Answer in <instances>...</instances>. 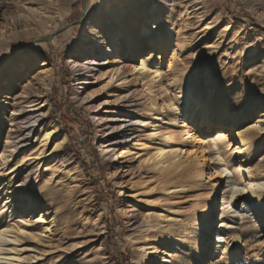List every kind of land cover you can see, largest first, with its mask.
I'll return each instance as SVG.
<instances>
[{
  "label": "rangeland",
  "instance_id": "374dc122",
  "mask_svg": "<svg viewBox=\"0 0 264 264\" xmlns=\"http://www.w3.org/2000/svg\"><path fill=\"white\" fill-rule=\"evenodd\" d=\"M113 2L0 0L2 224L16 230L39 225L40 213L46 218L37 238L23 236L17 264H162L166 251L173 253L168 264L215 259L216 264H264V225L254 214L264 197L255 201L247 192L230 206L224 254L216 258L212 250L219 245L214 218L228 176L240 188L248 175L264 182V0H144L137 25L138 6L122 2L112 18L106 8ZM93 22L95 31L82 37ZM120 26L126 34L108 55ZM45 38L51 39L38 41ZM157 38L170 40L171 49L153 55ZM131 42L137 46L134 54ZM96 53L99 61L88 65L97 75L85 85L89 99L82 101L77 94L89 77L70 60L83 64ZM42 60L53 68L47 86L38 78ZM142 62L148 64L145 71ZM174 75L212 109L243 114L245 128L255 127L254 145L238 153V140L232 138L226 161L216 158L214 147L215 158L202 163L197 121L172 127L160 108L166 95L178 99ZM43 87L39 101L48 117L41 127L57 126L56 139H67L62 150L51 140L36 158L43 149L41 127L25 147L16 148L17 141L5 137L10 128L13 137L21 132L10 125L12 104ZM130 105L142 123H128V136L105 148V155L110 125L129 119ZM127 146V157L119 158ZM162 150H178L179 156L165 163L158 155ZM213 167L226 168L227 177ZM29 202L32 209L21 217ZM260 209L264 216V203ZM211 219V250L206 251L201 243ZM228 252L235 256L230 259Z\"/></svg>",
  "mask_w": 264,
  "mask_h": 264
},
{
  "label": "bare ground",
  "instance_id": "6f19581e",
  "mask_svg": "<svg viewBox=\"0 0 264 264\" xmlns=\"http://www.w3.org/2000/svg\"><path fill=\"white\" fill-rule=\"evenodd\" d=\"M125 1H127L126 2L127 4L138 6L135 10V18H136L135 25H137V23H139L140 14H141L140 5L143 3L144 0H114L113 5L106 8L107 13L108 15H111V17L113 18L114 17L113 14L116 13L117 12L116 10L119 9V5ZM165 1L174 2L176 0H165ZM115 20L116 22H119L118 19ZM94 23L95 22L85 26V30L84 33L82 34V37L87 38L88 35L92 34L95 31ZM125 34H126L125 28L120 26L119 32L115 35L116 44L114 46L110 45V47L108 48V55H112L116 52V48L119 46V43L121 42V39H123ZM95 41L97 42V40ZM170 43H171L170 40H166L164 38H157L152 40V44L154 45L153 47L155 48L152 50L153 51L152 54L153 55H158L160 53L163 54V52H166L168 49H171ZM128 46L130 48L131 53L134 54L135 50L137 49V46L134 45V43L132 42ZM95 55L96 58L87 59L85 60L86 62L83 64L81 62H77L75 59L70 60V62L73 63L74 66L77 68L78 72H81L82 75L86 73L88 74L89 77L88 79L85 80L86 84L83 85L82 83L81 85L82 87H80L81 92L77 94V98H79L82 101L89 99V92L88 93L86 92L88 88L85 85L90 84L92 77L97 75V73H95V68H91L89 66L97 63V60L99 61L98 59L99 54L96 53ZM41 63L43 68L40 70L38 78L44 80V85L47 86L51 84L49 82H51L52 80L53 68L50 66V63L46 62L45 60H42ZM171 67L172 66H169V68ZM147 68H148V64L146 62L144 63L142 62L140 70L145 71L147 70ZM101 69L102 67L99 68V70ZM174 78L175 80L173 81V85L176 89V95L178 96V99L166 95L162 100V104L160 105V108L162 109L163 114L169 116V120L172 123L171 125L172 127H175L177 125H188V122L197 121L196 128L200 132L199 144H200V148L203 151V156L201 158L202 163L206 161L207 157H209L208 159L212 160L213 158H215L216 155H217L216 158L219 161H224L225 157H227L226 148L229 147L228 146L230 143L229 141L232 138L238 140V147L236 149V152L238 153H242V154L246 153L249 150V148L252 147L253 144L252 142L255 137L251 135V133H253L252 131L255 130V127L248 126L245 128V126L243 125L245 121L243 114L240 116L238 115L237 112L225 108H221L219 110H216L215 108L212 109L213 107H211L208 103L204 102L200 98H195L194 94H192V91L188 88V86L180 81V76H178L177 78L174 75ZM2 84L3 83L0 82V90ZM33 90L30 92H24L25 95L22 96V100L20 101V103L12 104V109H10L12 110L11 111L12 118H10L11 121L10 125L12 126L14 123L18 127H20L21 132L16 137H13L12 128H10L6 132L7 134L5 138L6 140H9L11 138L15 139L17 142L15 143L14 147L16 148L27 146L29 142V136L33 133V131L41 127V125H43V123L47 120L48 117V112L45 111L44 109L46 104L43 103L42 100L39 101L41 98L44 97L43 94H45L46 92L45 87L41 89L37 88ZM149 94L152 96V93ZM151 105L154 106V102H151ZM130 108H131L130 112H127L129 116L126 115L129 117V119H124L121 123H114L110 125L109 130L113 133V135L111 137V140H106V142L103 143V150L105 155L109 154V151L105 150V148L113 146L117 142V140L122 136H128L125 135V129L129 126L128 123L131 122L133 125L142 123V119H140L136 114H134L132 105H130ZM209 120H212L214 123H210ZM40 129H42L40 135L42 138L41 148L43 149H41L40 153L38 155H35L34 157L38 158L39 156L44 154V147L47 144H49L51 140H55L56 150L63 149V146L66 143L67 138L65 135H63L61 138L56 139L58 136L57 126L52 125L49 128L43 129L41 127ZM214 147H217L218 149L216 155L214 154ZM127 152H129V146L124 148L122 154L118 157L119 158L127 157L126 156ZM158 155L161 156L163 162L167 163L170 160H173L177 156H179V151L169 150L166 152L165 150H162L159 152ZM213 155L215 156L213 157ZM213 169L215 170L216 173H219L221 177H223L225 174H226L225 178L227 177L228 170L226 168L219 169L217 167H213ZM239 169L244 176L245 175L247 176L246 167H244L242 163L239 166ZM12 171L13 170H10L8 173H11ZM245 183L246 185L240 188L232 182L231 176H228V184L224 189L223 198L222 200H220L217 206V213L214 218L215 222L217 223V227H220L218 228L219 232H216L214 237L215 242L219 244L216 253H215V245L212 246L213 254H215L216 258L223 255L226 249L225 228L228 226L227 217L232 201L235 202V200L237 201L238 199H240V197H242L244 192H247L249 196L254 197L255 201H258L260 198L264 197V193H262V190L264 189V182L256 181L251 177V175H248V179L246 180ZM217 186L218 185L216 184L215 188H217ZM229 187L232 188L229 190L228 189ZM229 193H232L231 198L229 197ZM12 200L13 199H10L9 197L7 201L10 202ZM263 203L264 202H260L259 200L258 203H256V212L254 211L255 215L261 216L260 220L262 223L260 226L264 225V216L262 215L263 209H260ZM32 205H33L32 202H29L22 207L21 217L22 215L25 214V212H28L29 210L32 209L31 208ZM5 206L6 204L3 205V207ZM5 210H6L5 208L2 209V207L0 206V264H17V262L21 259L20 253L22 249L19 246L23 241V236H29L30 238H37L40 234L39 233L40 230H37V228L43 227V223L46 221V218L43 213H40L35 222L38 223L39 225L32 224L30 228H26L24 227V225H19L18 229L15 230L14 227H10L9 225L2 224L4 223L2 218L4 216L3 212ZM11 212L12 210H10V214ZM213 224H214V220L211 219L210 222H208V226L206 228L207 233L204 235V238L201 243L203 249L206 251L211 250L210 247H211V238L213 237ZM245 232L247 231H242L241 233L244 234ZM165 253L166 255L163 258L162 264H168V262H170L169 258L173 256L172 251H166ZM228 253L227 254L230 257V259H232V257L235 256L234 252L233 253L228 252ZM215 260H213V264H216Z\"/></svg>",
  "mask_w": 264,
  "mask_h": 264
},
{
  "label": "water",
  "instance_id": "95a60500",
  "mask_svg": "<svg viewBox=\"0 0 264 264\" xmlns=\"http://www.w3.org/2000/svg\"><path fill=\"white\" fill-rule=\"evenodd\" d=\"M84 4H85V6H86V4H87V0H85V3H84ZM50 39H51V38H45V39H39L38 41H39V42H48V41H50ZM20 49H21V48H20Z\"/></svg>",
  "mask_w": 264,
  "mask_h": 264
}]
</instances>
